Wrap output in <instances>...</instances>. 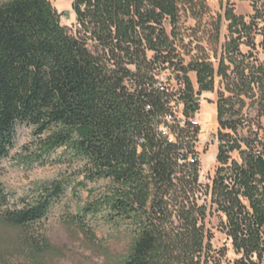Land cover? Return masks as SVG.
Masks as SVG:
<instances>
[{"label": "trees", "instance_id": "16d2710c", "mask_svg": "<svg viewBox=\"0 0 264 264\" xmlns=\"http://www.w3.org/2000/svg\"><path fill=\"white\" fill-rule=\"evenodd\" d=\"M236 1L226 0L221 16L208 0H73L71 26L52 0L0 4V164L18 125L54 131L45 151L64 145L113 182L84 214L103 209L109 223L131 224L119 264H264V63L240 47L254 49L256 35L264 46V0H251L248 15L236 13ZM214 76L224 83L215 102L217 166L203 185L194 118ZM246 100L255 123L238 136L253 122L241 113ZM62 193L55 182L1 208L0 190V225L40 221Z\"/></svg>", "mask_w": 264, "mask_h": 264}, {"label": "rangeland", "instance_id": "374dc122", "mask_svg": "<svg viewBox=\"0 0 264 264\" xmlns=\"http://www.w3.org/2000/svg\"><path fill=\"white\" fill-rule=\"evenodd\" d=\"M4 1L6 0H0V4ZM72 1L52 0L57 11L67 13L66 16H61L60 21L68 26L75 21ZM250 1L237 0L236 13L248 15L252 10ZM225 3L226 0H208L211 10L221 16ZM226 23L222 18L217 55L220 54V45L226 39ZM259 40L260 37L256 35L254 49H248L244 45L240 47L246 55L256 58V63H264V46H258ZM167 73L168 71H165L162 75ZM189 75L197 87L194 73ZM221 91H224V83L221 77L214 76L213 90L204 91L198 97L199 108L195 113L198 135L195 146L199 157V181L203 185L211 183L217 166L215 156L218 125L214 106ZM249 104L250 100H246L241 112L247 119L246 122L253 121L256 117L254 106ZM259 121L263 127L260 131L262 135L264 116H261ZM253 123L255 122L250 123V127L239 128L238 136L247 135ZM33 131L32 126L18 125L14 145L1 161L0 190L6 200V204L1 208L21 206L23 202L37 197L43 186L49 188L55 182L63 185V193L40 221L19 229L0 225V264H119L132 242L131 224L124 221L109 223L102 208L97 213L84 214L89 204L103 201L113 187V182L107 177L91 173L92 171L85 167V161L73 155L64 145L50 152L45 151L44 143L54 131L41 135H36ZM231 156L239 160L236 151L232 152ZM79 221H84V224ZM207 221L209 227L214 226L217 223V215L213 213L207 217ZM213 231V243L220 245L224 236L215 228ZM227 256L231 260L232 252L228 251ZM226 264L233 263L228 261Z\"/></svg>", "mask_w": 264, "mask_h": 264}, {"label": "built area", "instance_id": "2783aa9c", "mask_svg": "<svg viewBox=\"0 0 264 264\" xmlns=\"http://www.w3.org/2000/svg\"><path fill=\"white\" fill-rule=\"evenodd\" d=\"M194 123H196V124L198 125V123H197V121H196V118H194Z\"/></svg>", "mask_w": 264, "mask_h": 264}, {"label": "crops", "instance_id": "0c3cea01", "mask_svg": "<svg viewBox=\"0 0 264 264\" xmlns=\"http://www.w3.org/2000/svg\"><path fill=\"white\" fill-rule=\"evenodd\" d=\"M74 18H75V15H74ZM215 107V106H214ZM215 109H216V107H215Z\"/></svg>", "mask_w": 264, "mask_h": 264}]
</instances>
